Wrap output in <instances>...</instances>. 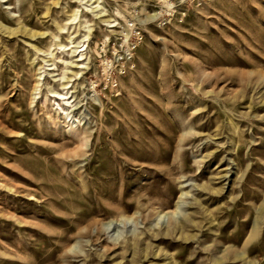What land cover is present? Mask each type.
Segmentation results:
<instances>
[{
  "label": "rangeland",
  "instance_id": "obj_1",
  "mask_svg": "<svg viewBox=\"0 0 264 264\" xmlns=\"http://www.w3.org/2000/svg\"><path fill=\"white\" fill-rule=\"evenodd\" d=\"M0 264H264V0H0Z\"/></svg>",
  "mask_w": 264,
  "mask_h": 264
},
{
  "label": "bare ground",
  "instance_id": "obj_2",
  "mask_svg": "<svg viewBox=\"0 0 264 264\" xmlns=\"http://www.w3.org/2000/svg\"><path fill=\"white\" fill-rule=\"evenodd\" d=\"M74 20V19H73ZM70 21H72V20H70ZM61 48H63V46H60ZM60 48V49H61ZM84 50H81L80 52H77V53H79V60H78V63H81V62H83L84 60H83V54H82V52H83ZM54 64H51V65H47V66H53ZM78 69H84V67L82 66V67H79ZM76 75H77V73H76ZM69 95V93L68 92H66V93H60L59 94V96L60 97H56L57 95H55L54 96V99H61L62 101H65V105H69L70 103H69V99H71V98H68L67 96ZM64 120H65V122H67V117H64L63 118Z\"/></svg>",
  "mask_w": 264,
  "mask_h": 264
}]
</instances>
